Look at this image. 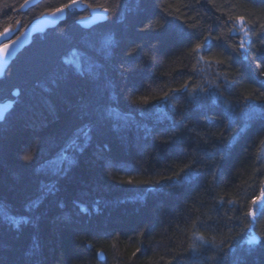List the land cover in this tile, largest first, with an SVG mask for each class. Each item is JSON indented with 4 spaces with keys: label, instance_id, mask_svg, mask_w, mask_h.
Here are the masks:
<instances>
[{
    "label": "trees",
    "instance_id": "16d2710c",
    "mask_svg": "<svg viewBox=\"0 0 264 264\" xmlns=\"http://www.w3.org/2000/svg\"><path fill=\"white\" fill-rule=\"evenodd\" d=\"M81 1L0 75V264H264V0Z\"/></svg>",
    "mask_w": 264,
    "mask_h": 264
},
{
    "label": "water",
    "instance_id": "95a60500",
    "mask_svg": "<svg viewBox=\"0 0 264 264\" xmlns=\"http://www.w3.org/2000/svg\"><path fill=\"white\" fill-rule=\"evenodd\" d=\"M29 2L25 3L21 9H24L26 5H28ZM72 4L71 7H68L64 9L62 12L56 13V15H53L52 13L54 10H51L49 12L43 13L35 18H33L27 26L19 33L17 37L14 39L2 44L0 46V75L4 72V70L7 68V66L11 63V61L15 58L17 53L26 45H28L31 42L32 37L38 33L43 32L44 30L54 27L57 25L61 20L64 19L66 15L67 9L70 8H76L78 10H83V3L81 0H76L75 3H69ZM61 8V7H60ZM89 16L82 17L79 19V22L81 25L85 27H89L97 22L103 21L107 17V12H105L102 9L99 8H90L89 9ZM2 40V37L0 35V41ZM6 50V51H5ZM14 93H17V90H14ZM12 101L8 100L7 103H0V117L7 106H11ZM258 205H262V200H258ZM256 207L252 209L250 212L255 213ZM254 238V239H253ZM250 239L254 242H257L258 236L257 234H253Z\"/></svg>",
    "mask_w": 264,
    "mask_h": 264
},
{
    "label": "snow or ice",
    "instance_id": "6c2138e0",
    "mask_svg": "<svg viewBox=\"0 0 264 264\" xmlns=\"http://www.w3.org/2000/svg\"><path fill=\"white\" fill-rule=\"evenodd\" d=\"M26 2H27V0H26ZM76 2V0H72V3H75ZM72 6V4H65V5H63L61 8H57V9H55L54 10V12L52 13L53 15H56V13H59V12H62L64 9H66V8H68V7H71ZM117 7L119 6V0H117V5H116ZM104 11L105 12H108L109 11V9L108 8H105L104 9ZM229 19H233L232 17H229ZM235 19V21L239 24V27H236V25H234L233 26V28H230L229 29V32H232L233 30H235V31H239V32H243L244 33V36L241 38V40H240V43H239V49L240 50H243V51H247V49L245 48V38L248 36V32L245 30V17L244 16H237V17H235L234 18ZM192 27H196V25L195 24H193L192 25ZM261 27H264V25H262ZM141 31H144L145 30V28H141L140 29ZM5 32H7V29H5ZM219 38V37H218ZM207 39H208V37H204V41H207ZM203 47V41L202 42H200V43H197L196 45H195V47L192 49V51L194 52V53H199L200 52V50H201V48ZM6 51V50H5ZM135 52V49H132L130 52H129V55H132L133 53ZM201 59H203V57H201ZM218 63H222L223 61H217ZM79 70V69H78ZM185 87H187L186 85H185ZM201 91H204V89H200ZM165 95H167V93H165ZM146 100H147V98H139V100H138V102H141V103H143V102H146ZM0 118H2V117H0ZM262 143H264V141H262ZM80 150H82V148L80 149ZM31 159H32V156L31 155H26L25 157H24V160L25 161H31ZM187 167V166H186ZM181 171H184V169H181ZM262 196H264V192H262ZM256 200H253L252 201V203L255 205L256 204ZM248 215H253V212H249L248 213ZM9 219H11V218H9ZM254 239V238H253ZM253 241L252 240H249L247 243H249V244H251Z\"/></svg>",
    "mask_w": 264,
    "mask_h": 264
},
{
    "label": "flooded vegetation",
    "instance_id": "af4514ba",
    "mask_svg": "<svg viewBox=\"0 0 264 264\" xmlns=\"http://www.w3.org/2000/svg\"><path fill=\"white\" fill-rule=\"evenodd\" d=\"M90 15V13L89 14H87V15H85V16H83V17H86V16H89ZM82 18V17H81ZM0 35H1V37H2V40L0 41V46L2 45V44H4V43H6V42H8V41H10V40H12V39H9L8 40V37L4 34V33H1L0 32ZM5 71V70H4ZM2 75V74H1ZM13 94H14V90H13ZM8 100H11V98L10 97H2L1 99H0V103H7V101ZM6 110V109H5ZM5 110H4V112H5ZM3 112V113H4ZM3 115V114H2Z\"/></svg>",
    "mask_w": 264,
    "mask_h": 264
},
{
    "label": "rangeland",
    "instance_id": "374dc122",
    "mask_svg": "<svg viewBox=\"0 0 264 264\" xmlns=\"http://www.w3.org/2000/svg\"><path fill=\"white\" fill-rule=\"evenodd\" d=\"M5 35H6V34H5ZM18 35H19V34H18ZM18 35H17V36H18ZM15 37H16V36H15ZM260 206H261V205H258V204H256V205L254 206V207H256L255 212H256L257 208L260 207ZM254 207H253V209H254Z\"/></svg>",
    "mask_w": 264,
    "mask_h": 264
},
{
    "label": "bare ground",
    "instance_id": "6f19581e",
    "mask_svg": "<svg viewBox=\"0 0 264 264\" xmlns=\"http://www.w3.org/2000/svg\"><path fill=\"white\" fill-rule=\"evenodd\" d=\"M251 236H252V235H251ZM251 236H250V237H251ZM250 240H251V239H250Z\"/></svg>",
    "mask_w": 264,
    "mask_h": 264
}]
</instances>
